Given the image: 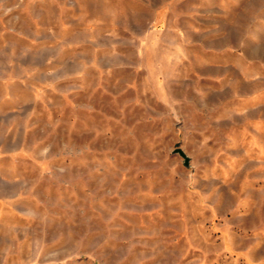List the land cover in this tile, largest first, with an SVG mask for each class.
<instances>
[{
    "label": "rangeland",
    "instance_id": "1",
    "mask_svg": "<svg viewBox=\"0 0 264 264\" xmlns=\"http://www.w3.org/2000/svg\"><path fill=\"white\" fill-rule=\"evenodd\" d=\"M0 264H264V0H0Z\"/></svg>",
    "mask_w": 264,
    "mask_h": 264
},
{
    "label": "water",
    "instance_id": "2",
    "mask_svg": "<svg viewBox=\"0 0 264 264\" xmlns=\"http://www.w3.org/2000/svg\"><path fill=\"white\" fill-rule=\"evenodd\" d=\"M175 152H179L182 156H184L186 164L189 163L190 159L182 148H177Z\"/></svg>",
    "mask_w": 264,
    "mask_h": 264
}]
</instances>
